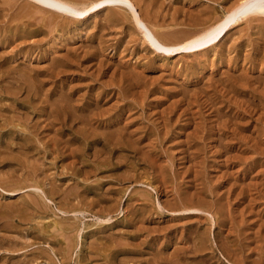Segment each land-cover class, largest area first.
<instances>
[{
	"label": "rangeland",
	"instance_id": "1",
	"mask_svg": "<svg viewBox=\"0 0 264 264\" xmlns=\"http://www.w3.org/2000/svg\"><path fill=\"white\" fill-rule=\"evenodd\" d=\"M6 1L0 0L4 7L0 8V264H236L238 260V264H264V12L256 8L260 1L133 0L142 18L150 13L143 19L167 42L163 49L141 32L134 13L123 6L69 19L41 12L25 0ZM69 1L81 7L93 2ZM238 8L242 11L236 13L237 19L206 45L186 50L168 44L202 35L210 25L218 27L227 16L235 17ZM4 9L11 11L6 14ZM174 28L187 29L189 37ZM6 86L12 87V95ZM15 86L21 91L17 93ZM29 86L39 93L30 95ZM92 107H98L99 115ZM18 117L25 119L19 123ZM48 119L55 124L50 126ZM119 126L120 134L115 135ZM138 220L143 223L137 224Z\"/></svg>",
	"mask_w": 264,
	"mask_h": 264
},
{
	"label": "bare ground",
	"instance_id": "2",
	"mask_svg": "<svg viewBox=\"0 0 264 264\" xmlns=\"http://www.w3.org/2000/svg\"><path fill=\"white\" fill-rule=\"evenodd\" d=\"M5 2H8V1H6V0H4ZM10 1V0H9ZM17 1H19V0H17ZM26 2H27V4H30V5H32V6H34V7H36V9L38 8V9H40V11L41 10H45L46 12L48 11H51L52 13H56V14H61V15H65L67 18H69V19H71V18H78L80 15H86V16H88V17H92V15L93 14H95V13H97V15H98V12L99 11H101L102 9H105V8H112L113 6H123V7H126V9L125 10H127V8L128 9H130L133 13H134V17L135 18H133V19H135V22H136V26L137 27H139V29L141 30V32L142 33H144V34H146L149 38H150V40H152L153 42H154V44H155V46L156 47H158V48H164V46H166L165 44L167 43V42H164V40L160 37V35H158L157 34V32H155L153 29H152V27L147 23V21H145L143 18L145 17V15L146 14H150V13H146L145 15H144V17L142 18L140 15H139V13H138V11L136 10L137 9V5H135V3L133 2V0H96V1H94L93 0V2L90 4V5H86V6H84V7H81V6H78L77 4H79L78 2H77V4L74 2V1H69V0H25ZM84 2L86 1V0H83ZM138 1V0H137ZM141 1V0H140ZM139 1V2H140ZM146 1H148V0H146ZM258 1H260V2H257V4H256V8L257 9H260V11L261 12H264V3L263 2H261V0H258ZM13 2H15V1H13ZM19 2H21V0L19 1ZM84 2H82V3H84ZM88 2V0L85 2V3H87ZM90 2H91V0H90ZM135 2H136V0H135ZM138 2V3H139ZM149 2H150V0H149ZM155 4H156V2L155 1H153ZM152 1H151V4L153 3ZM143 3V2H142ZM144 3L146 4L147 2H145L144 1ZM3 4V3H2ZM1 4V5H2ZM6 4V3H5ZM10 4V3H9ZM137 4V3H136ZM149 4V3H148ZM147 4V5H148ZM139 5H141V4H139ZM163 5H165V4H163ZM3 6V5H2ZM26 6V5H25ZM24 6V7H25ZM28 6V5H27ZM149 6V5H148ZM152 6V5H151ZM160 5H158L157 6V8L159 7ZM9 7V6H8ZM15 7H16V4H15ZM17 7H19L18 5H17ZM122 7V8H123ZM142 7V6H141ZM154 7H156V6H154ZM150 8V9H157V8ZM163 7V6H162ZM165 7V6H164ZM0 8H2V7H0ZM4 8V7H3ZM3 8H2V10H3ZM108 8V9H109ZM110 8V10L112 11V9ZM120 8V7H119ZM144 8V7H143ZM142 8V9H143ZM149 8V7H148ZM147 8V10L149 11V9ZM20 9H21V7H20ZM145 9H146V7H145ZM172 9V8H171ZM1 10V9H0ZM10 10V9H9ZM11 10H12V8H11ZM10 10V11H11ZM24 10H25V8H24ZM160 10V9H159ZM163 10V9H162ZM165 10V9H164ZM169 11H170V9H168ZM10 11H9V13H10ZM13 11V10H12ZM16 11H18L19 12V10L18 9H16ZM108 11V10H107ZM110 11V12H111ZM155 11V10H154ZM240 11H242L241 9L239 10V8H238V11H234L235 13H233V14H235V17L233 16V15H229V16H227L226 18H225V20H224V22L223 23H220V25H218V27L217 26H212V25H210L209 27H207L205 30H203L202 31V35H199V36H197V37H190V38H186V40H184V38L186 37H184V38H182L183 39V41L181 40V42H179L178 41V39H177V43L174 41V43H168L170 46H176V48H178V47H185V49L186 50H193V49H196V48H200L201 46H203V45H206L207 43H209L210 41H212L216 36H217V33L218 32H221V30H223L224 28H225V26L227 25V23L229 22V21H235L236 19H237V14L236 13H238V12H240ZM3 12V11H2ZM4 12L6 13V14H9L8 13V11H5V9H4ZM35 12V11H34ZM42 12V11H41ZM44 12V11H43ZM106 12V11H105ZM110 12H108V13H110ZM114 12V11H113ZM140 12V11H139ZM12 13V12H11ZM27 12H25L24 14H26ZM38 13V12H37ZM115 13V12H114ZM118 13V12H117ZM129 13V12H128ZM156 13V12H155ZM163 13H164V11H162V14L161 15H163ZM176 13V12H175ZM175 13H173L174 15H175ZM180 13V12H179ZM178 13V14H179ZM1 14V13H0ZM14 14H17V12L15 13L14 12ZM21 14V13H20ZM34 14V13H33ZM119 14V13H118ZM117 14V15H118ZM152 14V13H151ZM153 14H154V12H153ZM157 14H158V12H157ZM157 14H154V15H157ZM181 14V13H180ZM187 14V13H186ZM3 15L5 16V14L3 13ZM35 15H37V14H35ZM112 15H113V13H112ZM127 15V14H126ZM168 14L166 13V16H167ZM170 15V14H169ZM174 15H173V17H172V14H171V17L172 18H174ZM190 15H191V13H190ZM246 14H244V16H245ZM3 16V18H5V17H7V16H5L4 17ZM10 16V15H9ZM25 16V15H24ZM27 16V15H26ZM34 16V15H33ZM110 16H111V14H110ZM153 15H151V17H152ZM158 16H160L159 14H158ZM163 16H165V14L163 15ZM192 16H194V14L192 15ZM11 17H13V16H11ZM16 17V15L13 17V18H15ZM45 17V16H44ZM43 17V18H44ZM46 17H47V15H46ZM46 17H45V19H46ZM49 17V16H48ZM47 17V18H48ZM98 17V16H97ZM103 17V16H102ZM108 17V16H107ZM115 17H116V14H115ZM118 17V16H117ZM146 17H148V16H146ZM176 17V16H175ZM27 18H29V16L27 17ZM42 18V19H43ZM112 18H113V16H112ZM148 18H150V16L148 17ZM154 18H156L155 16H153V19ZM158 18V17H157ZM188 18V17H187ZM197 18V17H196ZM206 18H208V17H206ZM215 18V17H214ZM1 19V18H0ZM6 19V18H5ZM8 20H10V18H7ZM25 19H26V17H25ZM41 19V18H40ZM104 19V18H103ZM105 19H107V18H105ZM116 19V18H115ZM146 19V18H145ZM151 19V18H150ZM165 19V18H164ZM183 19V18H182ZM181 19V20H182ZM190 19V18H189ZM209 19H210V17H209ZM23 20V19H22ZM32 20V19H31ZM73 20V19H72ZM109 20V19H108ZM160 20V19H159ZM173 20V19H172ZM172 20H171V22H172ZM175 20V19H174ZM174 20H173V22H174ZM188 20V19H187ZM194 20H197V19H195V16H194V19H193V22H194ZM17 21V20H16ZM15 20H14V22H16ZM20 21V20H19ZM26 21V20H25ZM28 21V20H27ZM36 21V20H35ZM48 21V20H47ZM106 21V20H105ZM164 21V20H163ZM162 21V22H163ZM166 21V20H165ZM176 21H177V18H176ZM184 21V20H183ZM198 21V20H197ZM197 21H195L194 23H197ZM203 21V20H202ZM205 21H207V19L205 20ZM204 21V22H205ZM18 22V21H17ZM30 22H33V20L32 21H30ZM37 22V21H36ZM40 22V21H39ZM49 22V21H48ZM50 22H51V20H50ZM49 22V23H50ZM74 22V21H73ZM100 22V21H99ZM118 22H119V18H118ZM117 22V23H118ZM152 21H150V23H151ZM182 22V21H181ZM189 22H191V21H189ZM192 22V23H193ZM201 21H199V23H200ZM6 23V22H5ZM13 23V22H12ZM98 23V22H97ZM109 23V22H108ZM112 23V22H111ZM116 23V22H115ZM114 23V24H115ZM120 23V22H119ZM121 23H123V22H121ZM153 23V22H152ZM157 23H159V22H157ZM167 23V22H166ZM187 23V22H186ZM17 24V23H16ZM16 24H13V25H16ZM33 24H34V22H33ZM32 24V25H33ZM38 24V23H37ZM51 24V23H50ZM49 24V25H50ZM68 24V23H67ZM105 24V23H104ZM168 24V23H167ZM170 24V23H169ZM180 24V23H179ZM181 24H183V23H181ZM185 24V23H184ZM183 24V25H184ZM189 24V23H188ZM201 24V23H200ZM206 24V23H205ZM208 24V23H207ZM206 24V25H207ZM20 25V24H19ZM39 25V24H38ZM52 25V24H51ZM99 25V24H98ZM108 25V24H107ZM109 25H110V23H109ZM152 25V24H151ZM157 25V24H156ZM190 25V24H189ZM194 25V24H193ZM202 25H204V24H202ZM216 25V24H215ZM0 26H2V25H0ZM6 26V25H5ZM61 26V25H60ZM66 26V25H65ZM102 26V25H101ZM114 26V25H113ZM117 26V25H116ZM115 26V27H116ZM186 26V25H185ZM196 26H198V25H196ZM201 26V25H200ZM7 27H9V26H7ZM11 27V26H10ZM9 27V28H10ZM48 27V26H47ZM62 27H63V25H62ZM99 27V26H98ZM157 27V26H156ZM155 27V28H156ZM166 27V26H165ZM167 27H170V26H167ZM172 27H173V25H172ZM172 27H171V29H172ZM193 27V26H192ZM191 27V28H192ZM24 28V27H23ZM27 28V27H26ZM45 28V27H44ZM68 28V27H67ZM76 28V27H75ZM111 28H114V27H111ZM175 28H176V26H175ZM175 28L173 29V30H175ZM177 28H178V25H177ZM184 28H186V27H184ZM191 28H190V30H191ZM3 29H4V26H3ZM31 29V28H30ZM35 29V28H34ZM180 29H182V27H180ZM2 30V29H1ZM7 30H8V28H7ZM20 30H23V29H20ZM28 30V29H27ZM40 30V29H39ZM70 30H72L71 28H70ZM165 30V28H164V26H163V31ZM169 30V29H168ZM186 30L187 29H185L184 30V32H182V31H179V29L178 30H175V31H179V33L181 32V33H184L185 35L188 33H185L186 32ZM215 30H216V32H215ZM16 31H17V29H16ZM29 31V30H28ZM35 31H37V29H35ZM162 31V30H161ZM160 31V32H161ZM166 32H168L167 30H165ZM169 31H171V30H169ZM193 31V33L194 32H197V30L196 29H194V30H191V32ZM13 33H15L14 31H12ZM42 32V31H41ZM3 33V32H2ZM9 33V32H8ZM17 33V32H16ZM15 33V34H16ZM22 33V32H21ZM21 33H19V34H21ZM170 33V32H169ZM7 34V33H6ZM6 34H5V36H6ZM31 34V33H30ZM161 34V33H160ZM164 35H165V32L163 33ZM173 34H176L175 32L173 33ZM172 34V35H173ZM178 34V33H177ZM183 34V35H184ZM189 34H190V31H189V33L187 34V37H189ZM3 35V34H2ZM9 35V34H8ZM41 35V34H40ZM171 35V34H170ZM169 35V36H170ZM18 36V35H17ZM166 36H167V34H166ZM0 37H2V36H0ZM11 37V36H10ZM26 37V36H25ZM11 38H13V36L11 37ZM33 38V37H32ZM37 38V37H36ZM97 38V37H96ZM177 38H179V37H177ZM5 39V38H4ZM7 39V38H6ZM34 40H36L35 38H33ZM43 39V38H42ZM46 39V38H45ZM165 39V38H164ZM167 39H169V37H167ZM171 39H172V37H171ZM181 39V38H180ZM38 40H41L40 38H38ZM166 40V39H165ZM21 41V40H20ZM19 41V42H20ZM31 41H33V40H31ZM43 41V40H42ZM8 42V41H7ZM11 42V41H10ZM9 42V43H10ZM15 42V44H16V41H14ZM18 42V41H17ZM22 42V41H21ZM172 42V41H171ZM26 43V42H25ZM38 43V42H37ZM1 44V43H0ZM4 44H6V42L4 43ZM15 44H13V45H15ZM20 44V43H19ZM23 44V43H22ZM30 44V43H29ZM28 44V45H29ZM18 45V44H17ZM17 45H16V47H17ZM34 45V44H33ZM1 46V45H0ZM4 46V45H3ZM7 46H8V43H7ZM10 47L12 46L11 44L9 45ZM24 46H27L26 44L24 45ZM13 47V46H12ZM15 47V46H14ZM28 47V46H27ZM28 48H30V46L28 47ZM2 49V48H1ZM7 49V48H6ZM15 49V48H14ZM31 49H33L32 48V46H31ZM23 50V49H22ZM30 50V49H29ZM11 51H13V50H11ZM14 51H16V50H14ZM13 51V52H14ZM28 51V50H27ZM3 52V51H2ZM5 52H7V51H5L4 50V53ZM12 53V52H11ZM19 53V52H18ZM20 53H22V52H20ZM19 53V54H20ZM28 53V52H27ZM33 53V52H32ZM3 54V53H2ZM1 54V55H2ZM38 54V53H37ZM51 54V53H50ZM4 55V54H3ZM2 55V56H3ZM8 55V54H7ZM25 55H26V52H25ZM27 55H29V54H27ZM1 56V57H2ZM9 56V55H8ZM11 56V55H10ZM14 56V55H13ZM12 56V57H13ZM17 56V55H16ZM22 56V55H21ZM68 57H70L69 55H67ZM76 56V55H75ZM5 57V56H4ZM3 57V58H4ZM20 57V56H19ZM28 57V56H27ZM15 58V57H14ZM22 58V57H21ZM4 59H6V58H4ZM12 59V58H11ZM24 59V58H23ZM68 59V58H67ZM71 59V58H70ZM17 60V59H16ZM32 60V59H31ZM72 60H74V58H72ZM2 61V60H1ZM0 61V62H1ZM15 61V60H14ZM24 61V60H23ZM59 61V60H58ZM8 62V61H7ZM11 62H13L12 60H11ZM15 62H17V61H15ZM15 62H13V63H15ZM21 62V61H20ZM31 62V61H30ZM68 62V61H67ZM3 63V62H2ZM56 63V62H55ZM59 63V62H58ZM60 63H61V61H60ZM72 63V62H71ZM52 64V63H51ZM83 64V63H82ZM96 64H98V63H96ZM54 65V64H53ZM62 65V64H61ZM73 65V64H72ZM0 66H1V64H0ZM4 66V65H3ZM3 66H2V68H3ZM24 66V65H23ZM13 67V66H12ZM11 67V68H12ZM19 67H20V65H19ZM25 67H26V65H25ZM99 67H101V66H99ZM11 68H9V69H11ZM16 68V67H15ZM18 68V67H17ZM30 68V67H29ZM56 68V67H55ZM105 68V67H104ZM1 69V68H0ZM4 69V68H3ZM6 69V68H5ZM13 69V68H12ZM11 69V70H12ZM34 69V68H33ZM10 70V72H12ZM29 70H31V71H33L31 68L29 69ZM69 70V69H68ZM67 70V71H68ZM17 71H19L18 69H17ZM34 71H35V69H34ZM33 71V72H34ZM55 71V70H54ZM60 71V70H59ZM104 71V70H103ZM1 72V71H0ZM4 72V71H3ZM7 72V71H6ZM55 72H57V68H56V71ZM125 72V71H124ZM5 73V72H4ZM15 73V72H14ZM20 73H21V71H20ZM20 73L18 72V74L20 75ZM29 73V72H28ZM47 73V72H46ZM49 73H51V72H49ZM54 73V72H53ZM58 73V72H57ZM1 74V73H0ZM11 73H9V75H10ZM18 74H15V76L16 75H18ZM33 74V73H32ZM32 74H31V76H32ZM39 73L37 72V75H38ZM60 74V73H59ZM97 74V73H96ZM8 74H7V76H9ZM24 75V74H23ZM22 75V76H23ZM26 75V74H25ZM28 75V74H27ZM36 75V74H35ZM36 75V76H37ZM50 75V74H49ZM48 75V76H49ZM58 75V74H57ZM66 75V74H65ZM126 75H128V73L126 74ZM130 75V74H129ZM28 76H30V75H28ZM51 76H52V74H51ZM56 76V75H55ZM12 77H13V74H12ZM17 77H21V75L20 76H17ZM23 77H26V76H23ZM32 77H34V76H32ZM41 77V76H40ZM128 77V76H127ZM2 78V77H1ZM0 78V79H1ZM7 78V77H6ZM134 78V77H133ZM132 78V79H133ZM12 79V78H11ZM11 79H10V81H11ZM25 79V78H24ZM24 79H21V80H24ZM26 79H27V77H26ZM40 80H38V81H41L42 79L41 78H39ZM14 80V79H13ZM15 80L17 81V79L15 78ZM29 80H30V78H29ZM45 80V79H44ZM134 80V79H133ZM1 81V80H0ZM5 81V80H4ZM6 81L8 82V79H6ZM5 81V82H6ZM27 80H25V82H26ZM32 81V80H31ZM30 81V82H31ZM50 81V80H49ZM5 82H3L4 84H5ZM6 82V83H7ZM12 83L14 82V81H11ZM18 82V81H17ZM35 82V81H34ZM28 83V82H27ZM39 83V82H38ZM9 84V83H8ZM11 84V83H10ZM9 84V85H10ZM16 84V83H15ZM14 84V85H15ZM20 84V83H19ZM25 84V83H24ZM24 84H22L21 83V85L22 86H24L25 87V85ZM44 84V83H43ZM1 85V84H0ZM136 85V84H135ZM27 86V85H26ZM32 86V85H31ZM1 87H3V86H1ZM7 87V86H6ZM19 87V86H18ZM30 87V86H29ZM33 87V86H32ZM32 87H30V90L31 91H29L30 92V95H31V92H32V90H36L35 88L33 89ZM221 87V86H220ZM5 88V87H4ZM7 88H10V86L9 87H7ZM6 88V90H8V91H10L11 89H12V87L10 88V89H7ZM14 88V87H13ZM20 88V87H19ZM32 88V89H31ZM39 88V87H38ZM40 88H41V86H40ZM230 88V87H229ZM1 89V88H0ZM15 89H16V86H15ZM14 89V90H15ZM23 89V88H22ZM29 88H27V90H28ZM42 89V88H41ZM69 89V88H68ZM72 89H73V87H72ZM107 89V88H106ZM113 89V88H112ZM221 89V88H220ZM231 89V88H230ZM260 89V88H259ZM5 90V91H6ZM13 90V89H12ZM17 90V89H16ZM38 90V89H37ZM43 90V89H42ZM53 90V89H52ZM79 90V89H78ZM225 90V89H224ZM262 90V89H261ZM18 91H21V89H18L16 92L18 93ZM40 91V90H39ZM44 91V90H43ZM48 91H51V89L50 90H48ZM55 91V90H54ZM60 91V90H59ZM64 91V90H63ZM66 91H68V90H66ZM75 91V90H74ZM77 91V90H76ZM133 91V90H132ZM221 91V90H220ZM2 92H4L3 90H2ZM38 92V91H37ZM36 91H35V93L34 92H32V93H34V94H36L37 93ZM78 92V91H77ZM95 92V91H94ZM8 93V92H7ZM10 93H11V91H10ZM15 93V92H14ZM39 93V92H38ZM45 93V92H44ZM44 93H42V95L44 94ZM76 93V92H75ZM74 93V94H75ZM98 93V92H97ZM97 93H96V95H97ZM100 93V92H99ZM109 93V92H108ZM4 93H2V95H3ZM21 94H22V92H21ZM24 94H25V92H24ZM28 94V93H27ZM47 95L49 94L48 92L46 93ZM45 94V95H46ZM56 94V93H55ZM71 94H73V93H71ZM73 94V95H74ZM101 94V93H100ZM110 94V93H109ZM250 94V93H249ZM1 95V94H0ZM11 95H12V93H11ZM205 95V94H204ZM24 96H26V94L24 95ZM40 97H41V95H39ZM49 96V95H48ZM64 96V95H63ZM71 96V95H70ZM81 96V95H80ZM79 96V97H80ZM100 96V95H99ZM232 96V95H231ZM250 96V95H249ZM257 96V95H256ZM14 97H15V95H14ZM16 97H18V96H16ZM23 97V96H22ZM27 98H29L28 96H26ZM35 97H37V96H35ZM58 97V96H57ZM96 97H98V95L96 96ZM101 97V96H100ZM100 97H98V98H100ZM103 97V96H102ZM233 97V96H232ZM5 98V97H4ZM25 98V97H24ZM43 98H45L44 96H43ZM47 98V97H46ZM46 98H45V100H46ZM237 98V97H236ZM236 98H235V100H236ZM1 99V98H0ZM26 99V98H25ZM24 99V100H25ZM42 99V98H41ZM49 101H50V99L49 98H47ZM77 99V98H76ZM92 99H93V97H92ZM95 99V98H94ZM97 99V98H96ZM186 99V98H185ZM207 99V98H206ZM210 99V98H209ZM12 100H17V99H12ZM18 100H19V98H18ZM23 100V99H22ZM23 100V101H24ZM29 100H32L33 101V99H29ZM44 100V101H45ZM48 100H46V101H48ZM66 100V99H65ZM68 100V99H67ZM79 100H80V98H79ZM78 100V101H79ZM3 101V100H2ZM7 101H9V100H7ZM82 102H83V100H81ZM94 101V100H93ZM263 101V100H262ZM262 101H261V104H262ZM12 102L13 101H11L10 103L12 104ZM58 102V101H57ZM71 102V101H70ZM74 102V101H73ZM76 102H77V100H76ZM91 102V101H90ZM113 102V101H112ZM185 102V101H184ZM194 102V101H193ZM241 102V101H240ZM20 103V102H19ZM23 103V102H22ZM21 103V104H22ZM33 103H34V101H33ZM49 103H52V102H49ZM48 103V104H49ZM54 104H56L55 102H53ZM62 103L63 102H61V105H62ZM78 103H80V102H78ZM95 103H98V102H95ZM158 103H159V101H158ZM204 103V102H203ZM3 104H4V102H3ZM13 104H15V103H13ZM27 104V103H26ZM30 104V103H29ZM35 104H37V103H35ZM73 104V103H72ZM72 104H70L71 106V109H72V107H73V105ZM77 104V103H76ZM208 104V103H207ZM7 105V104H6ZM42 105H44V104H42ZM52 105V104H51ZM60 105V106H61ZM81 105V104H80ZM98 105V104H97ZM100 105H102V104H100ZM100 105H99V108H100ZM110 105V104H109ZM25 106V105H24ZM36 106V105H35ZM56 106H57V104H56ZM55 106V107H56ZM76 106V105H75ZM83 106V105H82ZM91 106V105H90ZM96 106V105H95ZM173 106V105H172ZM180 106V105H179ZM184 106V105H183ZM254 106V105H253ZM0 107H2V105L0 106ZM4 107H5V105H4ZM15 111H17L19 108H18V106H17V108H16V104H15ZM45 107H47V105L45 106ZM49 107V106H48ZM51 107H53L54 108V106H51ZM50 107V108H51ZM61 107H63V106H61ZM66 107H68V105L66 106ZM88 107V106H87ZM86 107V108H87ZM227 107V106H226ZM230 107V106H229ZM244 107V106H243ZM245 107H246V105H245ZM6 108V107H5ZM32 108V107H31ZM38 108V107H37ZM43 108V107H42ZM58 108V107H57ZM64 108V107H63ZM73 108H75V107H73ZM80 108V107H79ZM91 108V107H90ZM92 108H95V107H92ZM98 108V107H97ZM97 108H95V109H97ZM167 108V107H166ZM169 108V107H168ZM167 108V109H168ZM181 108V107H180ZM216 108V107H215ZM2 110H3V107L1 108ZM8 109V108H7ZM23 109V108H22ZM30 109V108H29ZM39 109V108H38ZM54 109H56V108H54ZM89 109V108H88ZM95 109H94V112H97V114H98V109H97V111H95ZM153 109V108H152ZM28 110V109H27ZM33 110V109H32ZM48 110V109H47ZM53 110V109H52ZM51 110V111H52ZM58 109H56V110H54V112L56 111V112H58L57 111ZM65 110V109H64ZM64 110H61V111H64ZM68 110H70V108L68 109ZM78 110V109H77ZM129 110V109H128ZM147 110H148V108H147ZM191 110V109H190ZM261 110V109H260ZM260 110H259V112H260ZM6 111V110H5ZM8 111V110H7ZM12 111V110H11ZM19 111H20V109H19ZM23 111V110H22ZM40 111V110H39ZM44 111V110H43ZM61 111H59V113L61 112ZM71 111V110H70ZM81 111H82V109H81ZM88 111H90V110H88ZM92 111V110H91ZM194 111V110H193ZM2 111H0V115L2 114L1 113ZM13 112H14V109H13ZM13 112H11L12 114H14ZM28 112V111H27ZM36 112H37V110H36ZM67 112V111H66ZM69 112V111H68ZM79 112V111H78ZM86 112V111H85ZM94 112H91V116L93 115L92 113H94ZM236 112V111H235ZM8 112H6V114H7ZM18 113H20V112H18ZM34 113H35V110H34ZM41 113V112H40ZM43 113V112H42ZM47 113V112H46ZM45 113V114H46ZM49 113V112H48ZM52 113V112H51ZM63 113V112H62ZM65 113V112H64ZM63 113V114H64ZM70 113V112H69ZM101 113V112H100ZM110 113V112H109ZM108 113V114H109ZM212 113H214V112H212ZM238 113V112H237ZM250 113V112H249ZM258 113V112H257ZM4 114V113H3ZM8 114H10V111H9V113ZM23 114V113H22ZM27 114V113H26ZM33 114V113H32ZM37 114H39V112L37 113ZM50 114V113H49ZM57 114V113H56ZM61 114V113H60ZM72 114V113H71ZM82 114V113H81ZM80 114V115H81ZM215 114V113H214ZM15 115V117H17L16 116V114H14ZM18 116H21V113H20V115L19 114H17ZM24 115H25V113H24ZM30 115V114H29ZM53 115H55V114H53ZM67 116L69 115V114H66ZM73 115H74V113H73ZM72 115V116H73ZM76 115H77V112H76ZM78 115H79V113H78ZM80 115H79V117H80ZM88 115H89V113H88ZM89 115V116H90ZM94 115H95V113H94ZM93 115V116H94ZM99 115V114H98ZM236 115V114H235ZM263 115V114H262ZM1 116H3V115H1ZM28 116V115H27ZM47 116V115H46ZM46 116H44V117H46ZM57 116H59L60 117V115L58 114ZM61 116H63L62 114H61ZM65 116V115H64ZM66 116V119L68 118ZM84 116V114L81 116V117H83ZM85 116H87V115H85ZM84 116V118L86 119L87 117H85ZM88 116V120H89V118H91V117H89ZM102 116V115H101ZM111 116V115H110ZM119 116V115H118ZM126 116V115H125ZM6 117V116H5ZM7 117H9V116H7ZM14 117V118H15ZM21 117H23V115L21 116ZM21 117H18V119H19V123H20V118ZM26 117V116H25ZM50 117V116H49ZM52 117V116H51ZM54 117V116H53ZM58 117V118H59ZM70 117H71V115H70ZM78 116H76V117H74V118H77ZM95 117V116H94ZM108 117H109V115H107V117H106V119H108ZM245 117V116H244ZM11 118H12V116H11ZM27 118V117H26ZM56 118V117H55ZM65 118V117H64ZM64 118L62 117V119L64 120ZM73 117H72V120L74 119ZM96 118V117H95ZM94 118V119H95ZM102 118V117H101ZM119 118V117H118ZM117 118V119H118ZM207 118V117H206ZM225 118V117H224ZM21 119H25V118H21ZM32 119V118H31ZM81 119V122L80 123H83V121H84V119H82V118H80ZM104 119V118H103ZM119 119H121V117L119 118ZM263 119V118H262ZM10 119L8 118V120L7 121H9ZM17 120V119H16ZM16 120H14L13 119V121L14 122H17ZM27 120H28V118H27ZM43 120V119H42ZM45 120V119H44ZM49 121H50V119H48ZM55 120V119H54ZM56 120H57V118H56ZM55 120V121H56ZM71 120V122H73ZM76 120V119H75ZM79 120V119H78ZM87 120V121H88ZM91 120H93V119H91ZM109 120V119H108ZM113 120V119H112ZM111 120V121H112ZM209 120V119H208ZM227 120V119H226ZM230 120V119H229ZM241 120V119H240ZM11 121V123H12V119L10 120ZM24 121V120H23ZM48 121V122H49ZM80 121V120H79ZM95 121H96V119H95ZM138 121V120H137ZM214 121V120H213ZM228 121V120H227ZM230 121H232V120H230ZM3 122H5V119H4V121ZM22 122V121H21ZM25 122V121H24ZM44 122H46V120L44 121ZM51 122V121H50ZM60 122V121H59ZM64 122H66L65 120H64ZM69 122V121H68ZM68 122L66 123V124H68ZM71 122H69V123H71ZM89 122V124H92V123H90L91 121H88ZM100 122H101V119H100ZM103 122V121H102ZM106 122H107V120H106ZM117 122H119L118 120H117ZM221 122H223V121H221ZM52 123L53 122H51V124H50V126H52ZM86 123V122H85ZM110 123V122H109ZM127 122H125V124H126ZM166 123V122H165ZM164 123V124H165ZM208 123V122H207ZM224 123V122H223ZM233 123V122H232ZM231 123V124H232ZM252 123V122H251ZM7 124H9V123H7ZM7 124H5V125H7ZM24 124V123H23ZM28 124H30V118H29V123ZM32 124V123H31ZM46 124H48L49 125V123H46ZM53 124H55V123H53ZM60 124H62V123H60ZM65 124V125H66ZM87 124V123H86ZM108 124V123H107ZM124 124V125H125ZM254 124V123H253ZM70 126H71V124H69ZM68 125V126H69ZM85 125V124H84ZM93 125V124H92ZM91 125V126H92ZM116 125V124H115ZM118 125V124H117ZM193 125V124H192ZM4 126V125H3ZM8 126V125H7ZM47 126V125H46ZM50 126H48V127H50ZM73 126V125H72ZM87 126V125H86ZM89 126V125H88ZM122 126H123V124H122ZM208 126V125H207ZM216 126H217V124H216ZM6 127V126H5ZM39 127V126H38ZM62 127H64V126H62ZM96 127V126H95ZM102 127H104L103 125H102ZM106 127V126H105ZM118 127V126H117ZM120 127L121 126H119V131H118V133H115V135H117V134H120L119 132H120ZM161 127V126H160ZM166 127V126H165ZM210 127V126H209ZM218 127V126H217ZM226 127V126H225ZM31 128V127H30ZM32 128H34L33 127V125H32ZM45 128V127H44ZM52 129L54 128V127H51ZM91 128V127H90ZM111 129H112V127H110ZM113 128H115V126H113ZM123 128H124V126H123ZM201 128V127H200ZM233 128L235 129V127L233 126ZM29 128H27V130H28ZM94 129V128H93ZM97 129V128H96ZM116 129V128H115ZM114 129V130H115ZM125 129V128H124ZM128 129V128H127ZM162 129V128H161ZM165 129V128H164ZM243 129V128H242ZM241 129V130H242ZM30 130V129H29ZM63 130V129H62ZM104 130H108V128L107 129H105L104 128ZM121 130H122V128H121ZM142 130V129H141ZM145 130V129H144ZM195 130V129H194ZM13 131V130H12ZM19 131V130H18ZM17 131V132H18ZM25 131V130H24ZM97 131V130H96ZM108 131H110V130H108ZM116 131V130H115ZM130 131V130H129ZM139 131V130H138ZM243 131V130H242ZM1 132V131H0ZM36 132V131H35ZM125 132H126V129H125ZM125 132H123V133H125ZM128 132V131H127ZM126 132V133H127ZM132 132V131H131ZM130 132V133H131ZM147 132V131H146ZM146 132L144 133V134H146ZM256 132V131H255ZM57 133V132H56ZM77 133V132H76ZM78 133H80V132H78ZM93 133V132H92ZM107 133V132H106ZM113 132H111V134H112ZM133 133V132H132ZM132 133L130 134L131 136H132ZM134 133H136V132H134ZM185 133V132H184ZM214 133V132H213ZM16 134V133H15ZM19 134V133H18ZM32 134V133H31ZM45 134V133H44ZM94 134H96V133H94ZM98 134H99V132H98ZM110 134V132L107 134L109 137L111 136V134ZM121 134H122V132H121ZM8 135V134H7ZM37 135V134H36ZM57 135H59V134H57ZM76 135V134H75ZM74 135V136H75ZM79 135V134H78ZM77 135V136H78ZM107 135H105V136H107ZM123 135V134H122ZM129 135V134H128ZM234 135V134H233ZM238 135V134H237ZM252 135V134H251ZM18 136H20V135H18ZM22 136V135H21ZM31 136V135H30ZM38 136V135H37ZM76 136V137H77ZM85 136H88V135H85ZM92 136V135H91ZM113 136V135H112ZM111 136V137H112ZM126 136V135H125ZM7 137V136H6ZM9 137V136H8ZM24 137V136H23ZM62 137V136H61ZM92 137H94V135L92 136ZM98 137V136H97ZM101 137V136H100ZM124 137V136H123ZM14 138H15V136H14ZM31 138V137H30ZM68 138V137H67ZM82 138V137H81ZM84 138V137H83ZM87 138V137H86ZM95 138V137H94ZM104 138V137H103ZM113 138H115V137H113ZM111 139L112 141L114 140V139ZM122 138V137H121ZM121 138H120V140H121ZM131 138V137H130ZM135 138V137H134ZM136 138H139V137H136ZM140 138H141V136H140ZM140 138H139V140H140ZM143 138H144V136H143ZM148 138V137H147ZM158 138V137H157ZM156 138V139H157ZM9 139V138H8ZM28 139V138H27ZM96 139V138H95ZM109 139V138H108ZM115 139H117V137L115 138ZM127 140H128V138H126ZM133 139V138H132ZM145 139V138H144ZM214 139V138H213ZM223 139V138H222ZM21 140V139H20ZM36 140V139H35ZM61 140H63L62 138H61ZM60 140V141H61ZM70 140V139H69ZM73 140V139H72ZM84 140V139H83ZM104 140V139H103ZM107 140V138H105V141ZM110 140V141H111ZM118 140H119V137H118ZM125 141V139H122V141ZM131 140V139H130ZM153 140V139H152ZM158 140V139H157ZM228 140V139H227ZM6 141H8V140H6ZM28 141V140H27ZM34 141V140H33ZM67 141V140H66ZM89 141V140H88ZM90 141H91V139H90ZM95 141V140H94ZM123 141V142H124ZM166 141V140H165ZM239 141V140H238ZM250 141V140H249ZM0 142H1V140H0ZM2 142H3V140H2ZM18 142H19V140H18ZM21 142H23V141H21ZM77 142V141H76ZM98 142H99V140H98ZM128 142V141H127ZM187 142V141H186ZM220 142V141H219ZM251 142V141H250ZM4 143H5V141H4ZM28 143V142H27ZM36 143V142H35ZM34 143V144H35ZM50 143V142H49ZM58 143H59V141H58ZM72 143V142H71ZM84 143H87V142H84ZM95 143V142H94ZM106 143V142H105ZM113 143V142H112ZM125 143V142H124ZM139 143V142H138ZM261 143V142H260ZM9 144V143H8ZM47 144H48V142H47ZM46 144V145H47ZM53 145H54V143H52ZM109 144H111V143H109ZM126 144V143H125ZM259 144V143H258ZM2 145V144H1ZM128 145H129V143H128ZM127 145V146H128ZM131 145V144H130ZM215 145V144H214ZM220 145V144H219ZM5 146V145H4ZM9 146V145H8ZM18 146H20V144H18ZM24 146L25 145H23V147L22 148H24ZM27 146V145H26ZM104 146V145H103ZM132 146V145H131ZM209 146V145H208ZM207 146V147H208ZM262 146V145H261ZM261 146H260V148H261ZM264 146V145H263ZM53 147V146H52ZM51 147V148H52ZM54 147H56V146H54ZM106 147H108V146H106ZM109 147H111V146H109ZM21 148V147H20ZM35 148V147H34ZM123 148H126V147H124L123 146ZM216 148V147H215ZM54 150H55V148H53ZM53 149H51V151L53 150ZM57 149V148H56ZM60 149V148H59ZM183 149V148H182ZM49 150V149H48ZM53 150V151H54ZM64 150V149H63ZM73 150V149H72ZM128 150V149H127ZM239 150V149H238ZM60 151V150H59ZM112 151V150H111ZM114 151V150H113ZM137 151H138V149H137ZM70 152V151H69ZM74 152V151H73ZM136 152V151H135ZM184 152V151H183ZM197 152V151H196ZM52 153V152H51ZM137 153V152H136ZM236 153V152H235ZM238 153V152H237ZM250 153V152H249ZM53 154V153H52ZM69 155H70V153H68ZM77 154H79V153H77ZM80 154H82V153H80ZM140 154V153H139ZM245 154V153H244ZM154 155V154H153ZM199 155V154H198ZM71 156V155H70ZM220 156V155H219ZM57 157V156H56ZM217 157V156H216ZM222 157V156H221ZM264 157V156H263ZM96 158V157H95ZM103 158V157H102ZM213 158V157H212ZM223 158V157H222ZM245 158H247V157H245ZM248 159V158H247ZM214 161V160H213ZM227 162V161H226ZM198 163V162H197ZM196 163V164H197ZM3 164V163H2ZM185 165V164H184ZM233 165V164H232ZM7 166V165H6ZM157 166V165H156ZM258 166V165H257ZM11 167V166H10ZM19 167V166H18ZM158 168H159V166H158ZM228 168V167H227ZM18 169V168H17ZM91 169V168H90ZM93 169V168H92ZM189 169V168H188ZM222 169V168H221ZM259 169V168H258ZM16 170V169H15ZM15 170H13V171H15ZM228 170H229V168H228ZM92 171V170H91ZM213 171V170H212ZM220 172V171H219ZM222 172V171H221ZM220 172V173H221ZM255 172V171H254ZM199 173V172H198ZM211 173V172H210ZM218 173V172H217ZM232 173V172H231ZM193 174H194V172H193ZM214 175H215V173H214ZM221 176H222V174H220ZM235 175V174H234ZM233 175V176H234ZM242 175V174H241ZM248 175V174H247ZM85 176V175H84ZM134 176V175H133ZM161 176H162V174H161ZM180 177V176H179ZM217 177V176H216ZM249 177V176H248ZM252 177V176H251ZM164 177H162V179H163ZM188 178V177H187ZM192 178H193V176H192ZM258 178V177H257ZM195 179V178H194ZM233 179H234V177H233ZM163 180H165V179H163ZM263 180V179H262ZM47 181V180H46ZM199 181V180H198ZM195 182H196V180H195ZM247 182V181H246ZM256 182V181H255ZM260 182V181H259ZM262 182V181H261ZM189 183V182H188ZM0 184H1V182H0ZM31 184V183H30ZM32 185V184H31ZM227 185V184H226ZM225 185V186H226ZM245 185H248V183H245ZM260 185H261V183H260ZM9 186V185H8ZM11 186V185H10ZM16 186V185H15ZM168 186V185H167ZM259 186V185H258ZM32 187V186H31ZM155 187V186H154ZM166 187V186H165ZM227 188H228V186H226ZM255 187V186H254ZM259 187H261V186H259ZM263 187V186H262ZM17 188V187H16ZM21 188V187H20ZM27 188V187H26ZM190 188V187H189ZM188 188V189H189ZM226 188V189H227ZM231 188V187H230ZM246 188H247V186H246ZM2 189V188H1ZM13 189H14V187H13ZM19 189V188H18ZM25 189V188H24ZM237 189V188H236ZM261 189V188H260ZM264 189V188H263ZM16 190V189H15ZM193 190V189H192ZM257 190V189H256ZM262 190V189H261ZM3 191V190H2ZM250 191H252V190H250ZM263 191V190H262ZM165 192V191H164ZM171 192V191H170ZM42 193V192H41ZM49 193V192H48ZM194 193H196V190H194ZM187 194H189V192L187 193ZM191 194H192V192H191ZM200 194V193H199ZM216 194V193H215ZM230 194V193H229ZM248 194V193H247ZM253 194V193H252ZM197 195V194H196ZM218 195V194H217ZM191 196V195H190ZM202 196V195H201ZM227 196V195H226ZM250 196V195H249ZM197 197V196H196ZM232 197V196H231ZM237 197V196H236ZM236 197H234V198H236ZM259 197V196H258ZM224 198V197H223ZM233 198V197H232ZM234 198H233V200H234ZM255 200V199H254ZM260 200V199H259ZM248 202V201H247ZM253 202V201H252ZM258 202V201H257ZM198 203H200V202H198ZM202 203V202H201ZM249 203V202H248ZM254 203V202H253ZM229 204V203H228ZM235 204V203H234ZM38 205V204H37ZM244 205V204H243ZM57 207V206H56ZM242 207V206H241ZM248 209H250V206H249V204H248ZM196 208V207H195ZM235 208V207H234ZM244 208V207H243ZM197 209V208H196ZM225 209V208H224ZM238 209V208H237ZM240 209V208H239ZM253 209V208H252ZM27 210H29V209H27ZM33 210V209H32ZM35 210V209H34ZM139 210V209H138ZM162 210V209H161ZM198 210H199V208H198ZM201 210V209H200ZM199 210V211H200ZM220 210V209H219ZM226 210V209H225ZM139 212V211H138ZM143 212V211H142ZM201 212H203L202 210H201ZM227 212V211H226ZM237 212V211H236ZM242 212V211H241ZM246 212V211H245ZM257 212V211H256ZM135 213V212H134ZM145 213V212H144ZM235 213V212H234ZM238 213V212H237ZM243 213V212H242ZM241 213H239V215H240ZM257 214V213H256ZM141 215V214H140ZM149 215V214H148ZM238 215V214H237ZM134 216H136V214L134 215ZM227 216V215H226ZM243 216V215H242ZM202 217V216H201ZM260 217V216H259ZM22 218V217H21ZM238 218V217H237ZM242 218V217H241ZM6 219V218H5ZM20 219V218H19ZM137 219V218H136ZM139 219V218H138ZM228 219H229V217H228ZM231 219V218H230ZM130 220V219H129ZM148 220V219H147ZM237 220V219H236ZM131 221V220H130ZM141 221V220H140ZM151 221V220H150ZM260 221V220H259ZM135 222V221H134ZM138 222H139V220H138ZM142 222V221H141ZM141 222H139V223H137V224H141ZM242 222V221H241ZM257 222V221H256ZM132 223V222H131ZM143 223V222H142ZM251 223V222H250ZM255 223V222H254ZM134 224V223H133ZM136 224V223H135ZM230 224V223H229ZM262 224H264V223H262ZM146 226V225H145ZM6 227V226H5ZM144 227V226H143ZM231 227V226H230ZM255 227V226H254ZM261 227H262V225H261ZM145 228V227H144ZM233 228V227H232ZM138 229H139V227H138ZM138 229H137V231H138ZM142 229V228H141ZM156 229V228H155ZM180 229V228H179ZM248 229V228H247ZM254 229H256V228H254ZM232 230V229H231ZM253 230V229H252ZM259 230V229H258ZM263 230V229H262ZM144 231V230H143ZM262 232H264V230L262 231ZM145 233V232H144ZM172 233V232H171ZM133 234V233H132ZM135 234V233H134ZM142 234V233H141ZM255 234H256V232H255ZM136 235H137V233H136ZM139 235V234H138ZM251 235V234H250ZM131 237H133V236H131ZM141 237V236H140ZM139 237V238H140ZM250 237V236H249ZM135 238H138V237H135ZM14 240V239H13ZM116 240V239H115ZM114 240V241H115ZM123 240V239H122ZM144 240V239H143ZM142 240V241H143ZM117 241V240H116ZM147 241V240H146ZM254 241V240H253ZM118 242V241H117ZM140 242V241H139ZM145 242V241H144ZM144 242H142V243H144ZM107 243V242H106ZM115 243V242H114ZM118 243H120V241L118 242ZM142 243H140V245L142 244ZM146 243V242H145ZM144 243V244H145ZM108 244V243H107ZM110 244V243H109ZM245 244V243H244ZM133 245V244H132ZM160 245V244H159ZM122 246H123V244H122ZM68 247V246H67ZM93 247V246H92ZM101 247V246H100ZM114 247V246H113ZM116 247V246H115ZM69 248V247H68ZM94 248V247H93ZM120 248V246L119 247H117V249H119ZM95 249H96V247H95ZM98 249V248H97ZM103 249V248H102ZM124 249V248H123ZM122 249V250H123ZM126 249V248H125ZM128 249V248H127ZM161 249V248H160ZM121 250V249H120ZM119 250V251H120ZM255 250V249H254ZM263 251H264V249H262ZM261 250V252H263ZM100 251V250H99ZM129 251V250H128ZM159 251V250H158ZM93 252H95V251H93ZM92 252V253H93ZM113 252H114V250H113ZM141 252V251H140ZM139 252V253H140ZM188 252V251H187ZM99 253H103V252H99ZM106 253V252H105ZM125 253V252H124ZM134 253V252H133ZM132 253V254H133ZM148 253V252H147ZM157 253V252H156ZM163 253V252H162ZM88 254V253H87ZM120 254V253H119ZM134 255V254H133ZM159 256H160V252H159V254H158ZM97 256H98V254H97ZM103 256H105V255H103ZM126 256V255H125ZM129 256V255H128ZM132 256V255H131ZM139 256V255H138ZM156 256V255H155ZM95 257V256H94ZM102 257V256H101ZM112 257V256H111ZM135 257V256H134ZM140 257H141V255H140ZM162 257V256H161ZM160 257V258H161ZM110 258V257H109ZM118 258V257H117ZM123 258V257H122ZM125 258V257H124ZM123 258V259H124ZM129 258H130V256H129ZM163 258V257H162ZM258 258V257H257ZM256 258V259H257ZM96 259V258H95ZM94 259V260H95ZM101 259V258H100ZM156 259V258H155ZM159 259V258H158ZM235 259H237L236 257H235ZM251 259H252V257H251ZM250 259V260H251ZM69 260V259H68ZM91 260V259H90ZM105 260H107V259H105ZM109 260V259H108ZM136 260V259H135ZM154 260V259H153ZM160 260V259H159ZM158 260V261H159ZM248 260V259H247ZM124 261H125V259H124ZM128 261V260H127ZM126 261V262H127ZM130 261V260H129ZM142 261V260H141ZM144 261V260H143ZM151 261V260H150ZM237 261V260H236ZM106 262V261H105ZM109 262V261H108ZM114 262V261H113ZM120 262V261H119ZM132 262H133V260H132ZM135 262H138V261H135ZM140 262V261H139ZM237 262H239V260L237 261ZM237 262H233V263H236V264H238ZM88 263V262H87ZM102 263V262H101ZM158 263V262H157ZM241 263V262H240ZM242 263H243V261H242ZM93 264H95L94 262H93ZM98 264H100L99 262H98ZM107 264V263H106ZM111 264V263H110ZM128 264V263H127ZM138 264V263H137ZM141 264V263H140ZM149 264V263H148Z\"/></svg>",
	"mask_w": 264,
	"mask_h": 264
},
{
	"label": "snow or ice",
	"instance_id": "3",
	"mask_svg": "<svg viewBox=\"0 0 264 264\" xmlns=\"http://www.w3.org/2000/svg\"><path fill=\"white\" fill-rule=\"evenodd\" d=\"M261 2H264V0H261Z\"/></svg>",
	"mask_w": 264,
	"mask_h": 264
}]
</instances>
